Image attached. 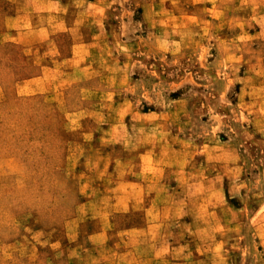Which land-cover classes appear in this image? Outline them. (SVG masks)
I'll return each mask as SVG.
<instances>
[{"label":"rangeland","instance_id":"1","mask_svg":"<svg viewBox=\"0 0 264 264\" xmlns=\"http://www.w3.org/2000/svg\"><path fill=\"white\" fill-rule=\"evenodd\" d=\"M201 1L0 0V264L131 247L147 149L169 215L141 263L264 264V0ZM19 9L55 32L6 40Z\"/></svg>","mask_w":264,"mask_h":264},{"label":"crops","instance_id":"2","mask_svg":"<svg viewBox=\"0 0 264 264\" xmlns=\"http://www.w3.org/2000/svg\"><path fill=\"white\" fill-rule=\"evenodd\" d=\"M9 1L16 2L18 4L23 2V0ZM196 2L203 1L196 0ZM31 16L32 15L28 11L26 12L23 9H19L11 14H6V17L14 22L3 31V35H9V37H6V40L17 41L25 46L34 47L37 42L36 40H43L46 35L55 32L51 23H40L36 25H22V23H20L21 20L30 18ZM31 36L34 37L30 38ZM44 65L46 66V64ZM46 79V74L41 72L35 76L24 78L21 81L24 83L44 82ZM152 151L153 150L147 149L146 152L140 154L144 158L145 162H147V165L144 166V170L137 171L135 173L137 178H133L131 183L129 182L124 185L126 188L122 193H131L132 199H129L131 204L122 203L121 206L124 208L117 207V211L142 209L145 212L144 222H139L138 224H132L125 227V232L127 233L126 237L133 241L132 246L121 251L115 250V254L111 255H105L100 252L101 255L99 256V261L95 258L92 261L93 264H143L141 263L143 259H145L148 263L149 261L153 263L163 254L161 252L162 249L159 247L162 245L165 246L162 244L161 235L164 232V220H166L169 215L167 213L169 210L168 205L162 198L166 190L165 184L167 183V180L162 175L160 177V170L157 171V168L154 169L155 167L151 168L152 162L155 161L154 153H151ZM193 183L197 186L198 182L195 181ZM128 186H131V189H128ZM120 202L121 201L118 200L117 205H120ZM104 225V227L93 230L89 233V238L94 244H97L98 242L99 244H105L110 240L111 228L106 227L107 224ZM150 245H153L154 247L150 248ZM148 250L149 252H146ZM81 254L84 258L88 257L84 251ZM92 255L93 254H91L90 257ZM95 255L97 256V254ZM129 257L130 261H122L124 259H128ZM89 262L90 261H84V264H91Z\"/></svg>","mask_w":264,"mask_h":264}]
</instances>
